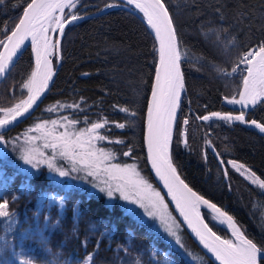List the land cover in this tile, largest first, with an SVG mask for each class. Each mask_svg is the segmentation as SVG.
<instances>
[{"label":"trees","instance_id":"trees-1","mask_svg":"<svg viewBox=\"0 0 264 264\" xmlns=\"http://www.w3.org/2000/svg\"><path fill=\"white\" fill-rule=\"evenodd\" d=\"M29 1L0 0V39L5 37V28H13ZM112 3L123 2L79 0L75 9L65 10V16L69 12L94 13ZM165 4L180 40L185 84L171 135L173 164L193 189L226 210L245 235L264 248V189L234 174L227 163L237 161L264 179V131L238 121L198 119L213 112L239 115L243 110L246 120L264 124V101L245 108L225 102V97H237L245 73L226 76L219 71L231 72L244 52L264 41V0H165ZM60 55L50 88L35 111L0 133L5 138L0 148V193L11 191L5 184L10 181L18 189L10 194L9 224H0V264H85L90 253H95L91 264H214L191 239L167 200L178 222V234L191 255L175 243L160 222L129 213L119 198L108 202L84 186L71 184L69 188L45 164L28 170L19 146L27 141L26 125L33 121H78L69 124L76 131L106 118L108 125L99 134L108 139L94 140L96 144L113 153L115 162L137 161L155 184L143 145L144 112L157 58L155 39L146 24L124 7L107 9L66 25ZM52 62L55 66L56 55ZM33 68L28 47L0 82V109L26 96L21 85ZM73 104L79 108L66 107ZM125 107L130 111L120 110ZM49 108L54 110L49 112ZM185 119L187 125L183 124ZM119 123L126 127H116ZM185 130L187 144L181 136ZM32 132L42 135L41 131ZM115 140L123 143L111 142ZM51 142V137L46 145L32 140L37 160L54 156L55 149L48 146ZM129 149L131 155H123ZM218 157L227 168L226 176ZM7 168L13 176L6 175ZM52 186L61 188L72 202L48 208ZM70 190L81 196H72ZM202 213L216 232L228 235L208 211L202 209ZM96 222L104 223L103 229H90L89 233L87 229ZM152 241L157 248L152 247ZM19 252H26L29 258L19 261Z\"/></svg>","mask_w":264,"mask_h":264},{"label":"snow or ice","instance_id":"snow-or-ice-1","mask_svg":"<svg viewBox=\"0 0 264 264\" xmlns=\"http://www.w3.org/2000/svg\"><path fill=\"white\" fill-rule=\"evenodd\" d=\"M78 2L79 0H31L24 8L18 23L10 30L4 29L5 38L0 39V49H3L0 51V78L5 77L10 72L15 58L21 55L25 49L26 42L30 43L35 53V67L30 73L29 79L21 85L22 89L27 90V99L11 108L0 109V113H3V116L0 117V128H4L17 121L18 118L29 114L48 89L49 82L54 75L50 57L57 54L65 27L83 19L82 16L75 13H69L67 17L65 16V9H75ZM127 2L144 13L148 25L155 31L159 41V68L156 70V83L152 90V104L148 109V151L152 167L168 188V194L172 196L177 209L192 227L198 240L221 264H260V261L264 260V248L259 247L253 240L244 235L232 215L216 203L193 191L180 179L176 167L172 164L170 156L171 131L181 93L185 90V84L184 73L180 67L181 44L165 0H145V2L127 0ZM116 6L115 4L105 5V7ZM241 65L244 67L241 68ZM219 71L226 76H231L238 71L246 73L243 76V91L239 94L240 99H236L235 96L231 99L225 97L224 99L228 103L248 107L264 101V41L259 42L255 48H250L244 52L235 66L232 67L231 72L227 69H219ZM66 107L79 108V104L67 105ZM47 110L51 112L54 109L49 108ZM120 110L126 113L130 111L127 107ZM131 114L135 115V113ZM212 117L227 122L247 123L264 131V124L258 123L256 120H246L243 110L240 111L239 115L214 112L209 116L198 117V119L207 121ZM49 123L53 125L51 130L47 128ZM68 123L75 125L78 121H69ZM57 124L58 121L55 120L43 121L37 123L34 129H30V131H42L46 138L51 137L52 142L48 146L53 149L58 148L61 156L78 162L88 171L89 175L99 176L103 173L109 177L103 181L104 187L99 184L96 187L100 188L101 192L106 193L109 198L119 193L123 200L139 205L147 217L154 220L158 219L163 225L164 231L174 238L175 243L181 249H185L181 236L178 234V222L167 213L164 198L159 192L151 190L152 186L140 175L136 165L122 166L106 163L114 158V154L106 152L102 148H95L93 140L108 139V137L99 134L100 130L105 129L108 125L106 118L100 122H93L89 128L82 129L75 134L66 130L59 135H54ZM183 124L187 125L188 120L185 119ZM116 127L124 128L126 125L119 123ZM181 136L184 137L183 142L187 144L186 130L181 132ZM38 138L25 136L29 142ZM4 141V136L0 135V142ZM111 142L123 143L122 140ZM207 143L211 146L210 141ZM123 155L130 156L131 149L124 152ZM204 156L206 159V153ZM22 159L34 168L39 169L41 164H45L61 177L69 175L67 171L56 166L55 156L37 160L31 150L25 149ZM220 163L224 164L223 159L220 160ZM227 163L244 175L251 184L264 189V179L258 178L250 168L238 164L234 160ZM102 165L106 166L102 167ZM223 171L226 176L227 168H224ZM149 190H151L150 193ZM0 200H2L0 202V217H10L9 201L2 197ZM61 203H63L62 200ZM201 207L209 210L212 219L225 226V229L230 231L234 239H223L217 235L213 228L205 222L200 212ZM126 210L129 213L135 212L132 208ZM185 253L191 255L186 249ZM94 255L95 253L88 254L85 258V264H91ZM193 259L197 258L193 257Z\"/></svg>","mask_w":264,"mask_h":264},{"label":"rangeland","instance_id":"rangeland-1","mask_svg":"<svg viewBox=\"0 0 264 264\" xmlns=\"http://www.w3.org/2000/svg\"><path fill=\"white\" fill-rule=\"evenodd\" d=\"M66 10V9H65ZM70 13V12H69ZM68 13V14H69ZM67 14V15H68ZM53 38H55V37H53ZM30 47V50H31V52H32V55H33V49H32V47H31V45L29 46ZM34 56V55H33ZM52 58V57H51ZM35 61V60H34ZM52 66H53V68H54V63L52 62ZM35 67V66H34ZM34 69V68H33ZM27 91V90H26ZM26 95H28V93L26 94ZM25 99V97L24 98H21V99H19L16 103H20L22 100H24ZM230 99V98H229ZM225 102H227L226 100H225ZM228 103V102H227ZM231 104V103H230ZM15 105V104H14ZM14 105H12V106H10V107H8V108H11V107H13ZM3 116V113H1V116L0 117H2ZM41 122H43V121H33V122H31V123H29L28 125H26L25 126V128H27L26 129V133L28 134V136H34V137H39L38 139H35V140H33V141H39L40 142V145H46L47 144V140H48V138L49 137H45V133L44 132H42V135L41 134H37V133H33L32 131H30V129H34V126L37 124V123H41ZM60 128H59V127ZM47 128L49 129V130H51L52 128H53V125L51 124V123H49L48 125H47ZM84 129H86V128H84ZM68 131V132H70V133H73V134H75V133H78V132H80L81 130H82V128H80V129H78V130H76V131H72L73 130V128H70V125L69 124H67V123H65V122H63V121H60V123L59 124H57V126H56V128H55V132H54V135H59L61 132H64V131ZM86 138V137H85ZM15 142H16V139H15ZM31 142L32 141H25V142H23V141H21L20 142V144H19V146H20V148H22L20 151L22 152V154L24 153V151H25V149H29V150H31L32 152H33V154H34V151H33V146L31 145ZM93 144L95 145V148L96 149H101L102 147H99L97 144H96V142L93 140ZM4 145V142H0V148L2 147ZM102 149H104V148H102ZM106 152H109V151H107L106 149H104ZM55 151V153H54V156H55V164H56V166L57 167H59V168H61L62 170H65V171H67L68 173H69V175H67V177H61V176H59V174H57V178H60V179H63L64 180V182H65V185L66 186H68L69 188H72V187H70L71 186V184H74V185H76V186H78V187H80V186H84L83 188L84 189H86L88 192H92V193H96V194H102L103 195V198L105 199V201H108V202H111V201H113V200H115V199H117V198H119L120 200H122L121 202L124 204V209L126 210V209H128V208H132V209H134L135 210V212L133 213L134 215L135 214H137V215H142L144 218H147V216H146V214L144 213V210L142 209V208H140L139 207V205H135V204H132V203H130L129 201H125V200H123L122 199V197L120 196V194L119 193H117L114 197H112V198H109V197H107V195H106V193H104V192H101L100 191V188H97L96 187V185L97 184H99L101 187H104V185H103V181L104 180H106V179H109V177H107V176H105L103 173H101L99 176H92V175H89L88 174V171H86L85 169H84V167L82 166V165H80L78 162H75V161H72V160H69L68 158L67 159H63V160H61V159H59L60 158V151H59V149L57 148V149H55L54 150ZM1 156V155H0ZM106 163H111V164H119V165H127V164H135L136 165V169L139 171V173H140V175L145 179V180H147V182L152 186V189L151 190H154L155 192H159L160 193V195L164 198V203L167 205V213L173 218V213L171 212V210H170V208H169V205H168V203H167V201H166V199H165V197L163 196V194H162V192L160 191V189L147 177V175H146V172H144V170H143V167L142 166H140V164L137 162V161H135V160H131L130 162H126V163H122V162H115L114 161V159H112L111 161H109V162H106ZM26 165H27V167H28V170H33V169H35L32 165H30V164H27L26 163ZM104 166H106V165H102V167H104ZM231 168H232V171L234 172V174H236L237 176H242L249 184H251V182L250 181H248L246 178H245V176L244 175H242L240 172H237L235 169H233V167L231 166ZM6 175L7 176H13V175H11V173H10V170H9V168H7V173H6ZM3 175L1 174L0 175V179H2L3 177H2ZM55 182H57L58 183V181L57 180H54ZM113 183H115V182H113ZM6 185H7V187L11 190V191H9V192H4V193H0V197H2L3 199H7L8 201H9V198H10V194L12 193V192H17V188L15 187V185L13 184V182L12 181H10V183L9 182H6L5 183ZM251 185H253V186H256L257 187V185H254V184H251ZM20 189V191H23V188L20 186L19 187ZM50 189V191H52V193L47 197V207L48 208H50V207H52L54 204H57V205H67V204H69V203H71L72 201V198L71 197H69L68 195V197H66V194L64 193V191L61 189V188H57V187H54V186H52V187H50L49 188ZM151 190H149V193L151 192ZM61 194L60 196H55V194ZM69 193H73V191L72 190H70L69 191ZM74 194V195H73ZM73 194H71L72 196H76V197H79V196H81V194H76V193H73ZM61 200L63 201V203H61ZM0 202H2V200H0ZM11 202H12V200L11 201H9V207H10V204H11ZM42 202V201H41ZM8 207V211H10V208ZM82 210H84V209H82ZM127 211V210H126ZM80 212H82V211H80ZM79 215L81 216V218H85V214H81V213H79ZM9 217H0V224H5V223H7V224H9L8 222H7V219H8ZM148 218H150V217H148ZM150 219H153V218H150ZM211 219H212V216H211ZM158 222H159V220L158 219H156ZM213 221H214V219H212ZM261 221H262V224H263V226H264V212H262L261 213ZM111 221H109V223H110ZM92 226V225H91ZM103 227H104V223H102V222H99V223H95V225H93L92 227H90L89 226V228L87 229V231L89 232V233H91L92 231L94 232L95 230H102L103 229ZM92 231H91V230ZM128 230H129V227H128ZM130 232H131V234H132V232H134V230L133 229H130ZM227 236L224 238V239H233L232 238V236L227 232ZM152 243V247H155L156 246V243L155 242H151ZM155 248H157V247H155ZM159 248H161L160 246H159ZM28 254V253H27ZM29 258V254L28 255H26V252H19L18 253V260L19 261H23L24 259H28ZM17 260V259H16Z\"/></svg>","mask_w":264,"mask_h":264},{"label":"water","instance_id":"water-1","mask_svg":"<svg viewBox=\"0 0 264 264\" xmlns=\"http://www.w3.org/2000/svg\"><path fill=\"white\" fill-rule=\"evenodd\" d=\"M123 3H112V4H115V5H117L116 7H124V8H126V9H128V10H131L132 12H134L136 15H138L142 20H143V22L146 24V26L148 27V29L151 31V33H152V35H153V37H154V39H155V43H156V54H157V58H156V64H155V69H154V74H153V79H152V83H151V87H150V91H149V94H148V97H147V101H146V108H145V112H144V125H143V145H144V152H145V157H146V163H147V166H148V170H149V172H150V174H151V176H152V178H153V180H154V182H155V184L158 186V188L160 189V191L162 192V194H163V196L166 198V200L168 201V203H169V205H170V207L172 208V210L174 211V213L176 214V216H177V218L179 219V221H180V223L182 224V226L185 228V230L187 231V233L189 234V236L191 237V239L196 243V245L198 246V248H200V250L214 263V264H221V262L220 261H218L210 252H208V250L207 249H205L204 247H203V245L201 244V242L198 240V238L196 237V235H195V233L193 232V230H192V227H190L189 226V224H188V222L184 219V217L180 214V212H179V210L177 209V207H176V203H175V201L172 199V196L170 195V194H168V188L165 186V184H164V182L159 178V176L157 175V173H156V171H155V169L152 167V161H151V159H150V154H149V151H148V135H149V131H148V109H149V107L151 106V104H152V90H153V88H154V86H155V83H156V81H155V75H156V70L159 68V41H158V39L156 38V35H155V31L151 28V26L150 25H148V23H147V21H146V16L144 15V13L143 12H141L139 9H137V8H135V6L134 5H132V4H129L128 2H127V0H121ZM29 2H31V0L29 1ZM28 2V3H29ZM141 2H145V0H141ZM26 6H27V4H26ZM25 6V7H26ZM24 7V8H25ZM24 8H23V10H22V12H21V15L19 16V18H21L22 17V13H23V11H24ZM110 8H113V7H103L101 10H99V11H96V12H94V13H87V14H83V15H80V16H82L83 18H85V17H88V16H91V15H94V14H98V13H101V12H103V11H105V10H107V9H110ZM19 18H18V20H19ZM18 20H17V22L16 23H18ZM79 21V20H78ZM15 23V24H16ZM15 26V25H14ZM13 26V27H14ZM8 34H10V32L8 33ZM5 38V37H4ZM3 38V39H4ZM30 46V43H28V42H26V47H25V49L26 48H28ZM25 49L22 51V53L25 51ZM0 51H3V49H0ZM20 57V55L17 57V58H15V60H14V63L17 61V59ZM32 57H33V61H34V56L32 55ZM56 57H57V62H56V65L54 66V68H53V73H54V75H53V77H52V80L49 82V86H48V89L43 93V95L40 97V99L37 101V104L33 107V109L32 110H30V113L29 114H27V115H25L24 117H20V118H18L17 119V121H15L14 123H12V124H10V125H8V126H6V127H4V128H0V133H2V132H4V131H6V130H9L10 128H12V127H14V126H16L17 124H19L20 122H22L23 120H25L26 118H28L34 111H35V109L38 107V105H39V103L41 102V100L43 99V97L46 95V93L48 92V90H49V88H50V85H51V83H52V81H53V79H54V76H55V73H56V70H57V68H58V66H59V64H60V59H61V55H60V45H59V49H58V52H57V54H56ZM50 59L52 60V58L50 57ZM14 65V64H13ZM34 66H35V61H34ZM180 67H181V63H180ZM181 70H182V68H181ZM5 77H2V78H0V82L4 79ZM181 96H182V93H181ZM181 96H180V99H181ZM27 97V95L25 96V98ZM180 99H179V101H180ZM179 104V103H178ZM178 108V107H177ZM176 112H177V109H176ZM214 113V112H213ZM219 113H221V112H219ZM211 113H209V114H205L204 116H209ZM223 114V113H222ZM174 124V123H173ZM172 129H173V125H172ZM171 135H172V131H171ZM170 156H171V152H170ZM217 160H218V162H219V164L221 165V166H223V168H224V165H222L221 163H220V158L218 157L217 158ZM171 161H172V157H171ZM172 164H173V161H172ZM174 165V164H173ZM175 166V165H174ZM177 172H178V170H177ZM178 174H179V172H178ZM179 176H180V179H182L190 188H192L183 178H182V176L179 174ZM192 190L193 191H195V192H197L195 189H193L192 188ZM198 193V192H197ZM198 194H200V193H198ZM200 195H202V194H200ZM203 196V195H202ZM205 197V196H204ZM206 198V197H205ZM206 199H208V198H206ZM210 200V199H209ZM212 201V200H211ZM213 202V201H212ZM214 203V202H213ZM220 207V206H219ZM202 209H205L204 207H201L200 208V212H201V215L203 216V213H202ZM223 209V208H222ZM206 211H208L209 212V210H207V209H205ZM224 210V209H223ZM226 211V210H225ZM204 217V216H203ZM204 219H205V222L206 223H208L209 224V222L206 220V218L204 217ZM215 221V220H214ZM236 221V220H235ZM217 224H219L217 221H215ZM236 223H237V221H236ZM238 224V223H237ZM209 226H210V224H209ZM221 226V225H220ZM239 226V225H238ZM210 227H212V226H210ZM223 227V226H222ZM240 227V226H239ZM224 228V227H223ZM225 229V228H224ZM241 229V228H240ZM226 230V229H225ZM213 231H215L214 229H213ZM227 231V230H226ZM241 231H242V229H241ZM216 232V231H215ZM228 232V231H227ZM217 233V235H220L223 239L225 238V237H223L221 234H219L218 232H216ZM229 233V232H228ZM244 233V232H243ZM244 235H245V233H244ZM246 236V235H245ZM247 237V236H246ZM248 238V237H247ZM248 239H250V238H248Z\"/></svg>","mask_w":264,"mask_h":264},{"label":"crops","instance_id":"crops-1","mask_svg":"<svg viewBox=\"0 0 264 264\" xmlns=\"http://www.w3.org/2000/svg\"><path fill=\"white\" fill-rule=\"evenodd\" d=\"M244 75H246V73H245ZM242 91H243V81H242V84H241V87H240V90H239V93H238L236 99H240V95H239V94H240V92H242ZM236 105H238L239 107L245 108L244 105H240V104H236Z\"/></svg>","mask_w":264,"mask_h":264},{"label":"bare ground","instance_id":"bare-ground-1","mask_svg":"<svg viewBox=\"0 0 264 264\" xmlns=\"http://www.w3.org/2000/svg\"><path fill=\"white\" fill-rule=\"evenodd\" d=\"M146 19V21H147V18H145ZM33 55H34V60H35V53H34V51H33ZM27 99V97L24 99V100H26ZM221 226H223V225H221ZM224 228H225V226H223ZM228 232H229V234L231 235V233H230V231L229 230H227ZM232 236V235H231ZM232 238H233V236H232ZM234 239V238H233Z\"/></svg>","mask_w":264,"mask_h":264},{"label":"built area","instance_id":"built-area-1","mask_svg":"<svg viewBox=\"0 0 264 264\" xmlns=\"http://www.w3.org/2000/svg\"><path fill=\"white\" fill-rule=\"evenodd\" d=\"M243 67H244V66H243V65H241V68H243ZM238 72H239V71H238ZM238 72H237V73H238ZM15 104H17V103H15Z\"/></svg>","mask_w":264,"mask_h":264}]
</instances>
